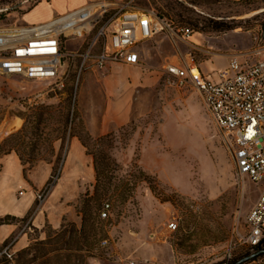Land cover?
Instances as JSON below:
<instances>
[{"label":"rangeland","instance_id":"374dc122","mask_svg":"<svg viewBox=\"0 0 264 264\" xmlns=\"http://www.w3.org/2000/svg\"><path fill=\"white\" fill-rule=\"evenodd\" d=\"M36 1L0 0V24L30 23L23 16ZM126 2L201 35L182 40L161 33L144 44L140 66L101 70L89 58L80 72L88 43L80 39L67 42V51L78 55L58 80L0 73V187L15 159L27 183L12 182L14 199L25 192L36 197L31 213L13 220L17 231L0 242V251L11 244L15 253L12 260L0 256V264H231L247 252L246 216L260 185L238 173L201 96L167 84L163 65L193 59L215 75L232 54L264 44V0ZM216 21L234 29L215 31ZM99 49L100 41L92 53ZM115 104L127 120L105 116L104 129V113ZM74 140L80 153L71 150ZM38 211L54 216L56 225L46 219L35 228Z\"/></svg>","mask_w":264,"mask_h":264},{"label":"built area","instance_id":"2783aa9c","mask_svg":"<svg viewBox=\"0 0 264 264\" xmlns=\"http://www.w3.org/2000/svg\"><path fill=\"white\" fill-rule=\"evenodd\" d=\"M161 32L182 40H192L198 33L188 26L166 21L155 11L124 4L111 12L106 0H90L48 21L0 24V73L28 79L62 78L61 69L78 55L67 51L69 38H88L87 50L79 55L80 72L89 58L101 70L114 63L139 64L134 45L139 39ZM99 41L100 49L93 54ZM249 55L256 60L240 61V56ZM163 69L167 84L180 89L190 86L199 93L224 134L238 173L260 185L259 195L246 216L242 243L247 247H261L264 241V44L233 55L229 65L219 71L218 81L207 79L193 59L182 60V65L164 64ZM110 208V203L104 204L103 218L109 216ZM177 227L176 221L168 224L172 231ZM107 244V239L101 241L102 246ZM10 245L0 251V256L12 260L15 253ZM127 264L135 261L129 260ZM243 264H264V253Z\"/></svg>","mask_w":264,"mask_h":264},{"label":"crops","instance_id":"0c3cea01","mask_svg":"<svg viewBox=\"0 0 264 264\" xmlns=\"http://www.w3.org/2000/svg\"><path fill=\"white\" fill-rule=\"evenodd\" d=\"M88 1H90V0H41V1L37 2L35 5L31 6L30 9L24 14L23 17H31V19H30L31 22L29 24L44 22V21L51 20L55 17H58L60 15L66 14L70 11H73V10L87 4ZM107 2L110 3V11L111 12H113L116 8H118L121 5L128 4L127 2L125 3V0H107ZM131 6H133V5H131ZM133 7H135V6H133ZM26 23H28V22H26ZM231 32L235 33L237 31L235 30V31H231ZM161 33H163V32H161ZM161 33H157V34H155L149 38L139 39L137 41V43L133 47V50L139 54V64H135L132 66H140L141 64H143V62H145V58H146L147 53L145 51L144 44H146L148 41L154 39L156 36L160 35ZM198 34L201 35L200 32H198ZM80 39L85 40V41L88 40V38L87 39L86 38H69L67 40V42L76 41V40H80ZM257 45H259V44H257ZM250 56L254 57L252 55H250ZM232 57H233V54L230 56V60L232 59ZM251 57L247 58V56H240L239 58H240V61H242V62L252 63L256 60V58L254 57L251 60V59H249ZM182 60L183 59L176 57L174 60L167 61L165 64L173 63V64H177V65H182ZM230 60H229V62H230ZM114 65L118 66V65H129V64L114 63L112 66H114ZM228 65H229V63H228ZM197 66H198L199 70L201 71V73L207 79L212 80V81H218L219 80V71L220 70L217 71L215 73V75H213V73L207 72L206 69L204 70L199 65H197ZM227 66H225V67H227ZM181 89L184 91L191 90V91L197 92L193 87H190V86H185ZM118 101L124 102V97ZM109 107H110V105H108V108L106 109V114L104 113V119H103L104 129H105V116L107 117L108 115H110L111 117L108 118V121L118 123V124H122L127 120L126 113H124L122 111V109H121V107H119V105L118 106L116 105L112 112L109 111ZM71 146H72L71 150L75 149L77 153L81 152V149H80L81 146H80V143L78 141L74 140L72 142ZM78 165L80 166L81 163H79ZM7 170H8L7 171L8 174L5 177V179L3 180L2 185L0 187V217H2L4 215L5 216L10 215V216H13L15 218H23L24 216L29 215V213H31V211L33 210L35 202H36V197H35L33 192H27V193L25 192V194L22 197L14 199L12 191L14 190L15 187L13 186L12 182L14 180L20 179L19 181L18 180L17 181L22 186L24 185L23 182H25V183H27V182L23 176L22 170L17 166V161L15 159H11L7 163ZM35 186L40 187L41 183H37V185H35ZM46 219H48V221L51 224H53L54 226L56 225V219L54 216H52L50 214L46 215L45 212H39V211L33 216L32 224L35 228H40L43 226ZM16 231H17V225L16 224H13L12 222L11 223L10 222L9 223H2L0 226V242H4L5 240H7V238ZM91 264H94V263H91ZM135 264H137L136 261H135Z\"/></svg>","mask_w":264,"mask_h":264},{"label":"trees","instance_id":"16d2710c","mask_svg":"<svg viewBox=\"0 0 264 264\" xmlns=\"http://www.w3.org/2000/svg\"><path fill=\"white\" fill-rule=\"evenodd\" d=\"M39 1H41V0H37L36 2H35V4L37 3V2H39ZM34 4V5H35ZM0 16L2 17L3 16V14H1L0 13ZM2 20H0V22H1ZM215 31H226V30H231V29H234V27H232V26H229V25H225L223 22H221V21H216V22H214L213 23V27H212ZM100 162V160L99 159H96L95 158V168H96V175H97V184H100V179H102V178H104V175H103V169H101L100 168V166H99V163ZM106 179H107V174H106V169H105V182H106ZM52 180H50V182H49V184H48V186H47V189L49 188V186H51V184H52ZM106 184L107 183H105V187H106ZM82 212H83V214L85 215V217L87 218V220H91L92 218H93V216H92V213H91V208H90V206H89V204H86L85 203V205L83 206V208H82ZM17 218H15V217H13V216H10V215H7V216H5L3 219H1V222H3V223H11V222H13V220H16ZM91 229V228H90ZM75 231V230H74ZM83 238L87 241V235L85 234V236H83ZM58 248L55 250V251H57L58 252ZM260 250H264V241H263V243H262V246L261 247H247V252L244 254V255H242V256H240L238 259H233V261L231 262V264H234V263H236L238 260H240V259H242V258H244V257H247V256H249V255H251V254H254V253H256L257 251H260ZM55 258H59V259H61L62 258V256H60L59 254H57V255H55L54 256ZM81 260V257L80 258H78V260ZM5 261H6V263L7 264H9V261L7 260V259H5ZM81 262V261H80ZM69 264V263H68ZM76 264H79V263H76Z\"/></svg>","mask_w":264,"mask_h":264},{"label":"water","instance_id":"95a60500","mask_svg":"<svg viewBox=\"0 0 264 264\" xmlns=\"http://www.w3.org/2000/svg\"><path fill=\"white\" fill-rule=\"evenodd\" d=\"M263 39H264V33H263L262 40H263ZM263 253H264V250L257 251V252L254 253V254H251V255H249V256H247V257H244V258L238 260V261H237L236 263H234V264H243V263H245V262H247V261H249V260H251V259H253V258H256V257L262 255Z\"/></svg>","mask_w":264,"mask_h":264}]
</instances>
